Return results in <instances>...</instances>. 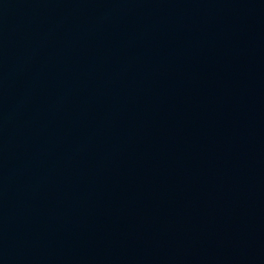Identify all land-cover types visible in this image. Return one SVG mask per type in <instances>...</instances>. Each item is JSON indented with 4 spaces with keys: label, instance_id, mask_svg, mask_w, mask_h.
<instances>
[{
    "label": "water",
    "instance_id": "obj_1",
    "mask_svg": "<svg viewBox=\"0 0 264 264\" xmlns=\"http://www.w3.org/2000/svg\"><path fill=\"white\" fill-rule=\"evenodd\" d=\"M262 243L264 0H0V264Z\"/></svg>",
    "mask_w": 264,
    "mask_h": 264
}]
</instances>
